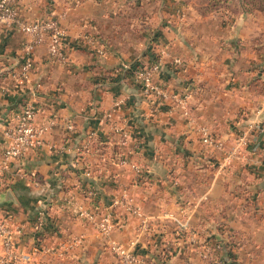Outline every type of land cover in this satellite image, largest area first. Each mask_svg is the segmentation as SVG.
<instances>
[{
    "label": "crops",
    "instance_id": "0c3cea01",
    "mask_svg": "<svg viewBox=\"0 0 264 264\" xmlns=\"http://www.w3.org/2000/svg\"><path fill=\"white\" fill-rule=\"evenodd\" d=\"M14 2L31 20L57 18L66 36L62 57L35 47L26 82L11 73L29 38L0 27V156L25 102L38 125L55 121L0 190V220L21 227L18 259L0 243L5 264H122L112 243L152 264H226L225 249L234 264H264L263 15L228 20L184 0ZM153 62L157 90L146 92L124 65ZM184 93L181 108L172 96ZM81 207L108 214L110 234Z\"/></svg>",
    "mask_w": 264,
    "mask_h": 264
},
{
    "label": "built area",
    "instance_id": "2783aa9c",
    "mask_svg": "<svg viewBox=\"0 0 264 264\" xmlns=\"http://www.w3.org/2000/svg\"><path fill=\"white\" fill-rule=\"evenodd\" d=\"M0 27L17 30L27 35L29 41L23 46V60L17 67V70L11 73V78L14 80L29 81V75L34 66L33 53L36 46L46 42L47 53L49 56H61L60 46L66 36L65 30L60 25L57 18L47 17L41 20H31L27 18L20 8L15 4L14 0H0ZM85 43L92 48L96 53L103 54L104 50L94 37L86 36ZM62 57V56H61ZM179 63V60H176ZM124 68L127 70L133 69L132 73L139 79L144 90H157L153 85L152 78L154 73L158 71V62H153L147 67L132 68V65L126 64ZM174 101L184 108L188 95L177 94L172 96ZM36 106L33 101H27L15 115L13 122L8 125L5 130V147L0 156V190L5 189L8 185L7 171L11 162L19 159L28 151L34 150L44 145V135L47 130L55 124L54 120H49L46 125H38L35 121ZM122 138L125 141L129 135V131L121 130ZM201 141L207 145L220 146V143L215 140L205 129L201 128ZM229 161L230 158L226 157ZM89 198L94 196V191L91 189L87 192ZM126 198H123L125 200ZM80 213L88 220L92 221L98 232L103 236L110 234L113 225L108 214L100 216L96 220L97 213L89 212L80 208ZM34 230L41 229L44 223L43 213H38L33 222ZM21 231L20 226H12L7 221L0 220V243L10 258L18 259L19 256L14 252L15 236ZM82 236H77L73 240V244L80 243ZM112 250L119 257L122 264H152L149 261L135 255L131 250L121 248L116 244H111ZM219 248V247H218ZM5 259L0 257V264H5ZM215 264H224L222 259L216 260Z\"/></svg>",
    "mask_w": 264,
    "mask_h": 264
},
{
    "label": "rangeland",
    "instance_id": "374dc122",
    "mask_svg": "<svg viewBox=\"0 0 264 264\" xmlns=\"http://www.w3.org/2000/svg\"><path fill=\"white\" fill-rule=\"evenodd\" d=\"M184 2L202 15L218 13L221 18L228 15L229 20L232 15L239 13H260L264 19V0H184ZM262 22L264 26V21Z\"/></svg>",
    "mask_w": 264,
    "mask_h": 264
},
{
    "label": "trees",
    "instance_id": "16d2710c",
    "mask_svg": "<svg viewBox=\"0 0 264 264\" xmlns=\"http://www.w3.org/2000/svg\"><path fill=\"white\" fill-rule=\"evenodd\" d=\"M224 248H226L225 247V244H224V246H223ZM225 252L227 253V261H226V264H234V262H233V257H231V255H230V250H228V249H225Z\"/></svg>",
    "mask_w": 264,
    "mask_h": 264
}]
</instances>
